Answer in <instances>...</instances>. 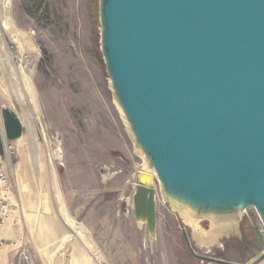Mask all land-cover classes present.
I'll return each mask as SVG.
<instances>
[{
  "label": "water",
  "instance_id": "1",
  "mask_svg": "<svg viewBox=\"0 0 264 264\" xmlns=\"http://www.w3.org/2000/svg\"><path fill=\"white\" fill-rule=\"evenodd\" d=\"M98 19L110 91L154 172L134 186L136 223L156 243L158 184L209 229L240 232L250 208L264 226V0H98ZM1 115L19 139L20 119Z\"/></svg>",
  "mask_w": 264,
  "mask_h": 264
},
{
  "label": "rangeland",
  "instance_id": "2",
  "mask_svg": "<svg viewBox=\"0 0 264 264\" xmlns=\"http://www.w3.org/2000/svg\"><path fill=\"white\" fill-rule=\"evenodd\" d=\"M0 19L1 122L7 109L26 123L23 135L12 142L2 129L4 148L6 142L12 148L8 172L16 213L10 237L0 244V264H20L21 252L43 264L54 258L51 251L65 245L60 225L136 223L134 186L148 165L110 91L100 52L98 0H0ZM48 143L62 160L50 159ZM19 147L26 150L24 157ZM19 179L31 190L24 191ZM156 188L157 241L150 240L154 255L176 254L184 264H194V253L264 264L263 225L254 208L243 219L242 243L231 236L220 245L200 247L158 184ZM201 226L207 230L210 223Z\"/></svg>",
  "mask_w": 264,
  "mask_h": 264
},
{
  "label": "crops",
  "instance_id": "3",
  "mask_svg": "<svg viewBox=\"0 0 264 264\" xmlns=\"http://www.w3.org/2000/svg\"><path fill=\"white\" fill-rule=\"evenodd\" d=\"M65 245L60 246L54 258L43 264H184L176 254L154 255V245L146 227L137 223H68L57 228ZM89 232V233H88ZM238 237V236H237ZM242 243L241 238H236ZM226 242V241H225ZM224 242V243H225ZM222 245V244H221ZM89 247V248H88ZM144 252V253H143ZM146 252V253H145ZM230 253H234L232 250ZM194 264H205L191 257ZM197 260H196V259ZM220 259V258H215ZM226 264H236L229 259H220ZM206 264H212L207 262Z\"/></svg>",
  "mask_w": 264,
  "mask_h": 264
},
{
  "label": "bare ground",
  "instance_id": "4",
  "mask_svg": "<svg viewBox=\"0 0 264 264\" xmlns=\"http://www.w3.org/2000/svg\"><path fill=\"white\" fill-rule=\"evenodd\" d=\"M1 22H2V19H0V28H1V25H2ZM3 27L8 28V24L7 23H4ZM4 55H6V54H4ZM116 109L118 110V112H119V114L121 116V119L124 122V119H123V116H122V112H121L120 108L117 105H116ZM43 122L44 121H40L39 123H41L42 129L44 131V135L47 136L46 129H45V125H44ZM21 123L23 125L26 124V123L24 124V122L22 120H21ZM6 147H7L6 149L8 151V158H9V161H10V152L9 151L12 148L10 147V144L8 142H6ZM19 149H20L19 150L20 153L23 154V155L22 154L21 155L24 157L26 150H24L21 147H19ZM46 149H48V152H49L48 156L50 157V159L53 157V158H55L57 160H62L60 153H54L52 151L51 144L48 143ZM137 152L140 153L138 150H137ZM141 156H142V154H141ZM10 165H12V164H10ZM142 173H145L147 175L154 176V172L151 171L150 169L146 168V167H145V172L144 171H140L139 176ZM139 176H138V178H139ZM18 178H19V176H18ZM19 183H20L19 185L21 186V188L24 191L31 190V188H29L30 185L27 182H25L24 179L23 180L19 179ZM146 183H149V178L146 181ZM28 195H29V193H28ZM130 202H131V200H130ZM179 214L181 215V218L183 219V221L185 222V224H187L192 229L193 234H194V239H195L196 243L200 247L210 248V247H213L215 245H220V241L223 238H228V237H231V236H238V235H240L239 228H238V226L236 224H230V225L218 226V227L213 226L211 229H207L206 230V229H204L201 226V223L199 221L194 220L187 212L183 211V212H179ZM11 223H12V221L9 220V222L3 228V231L1 233V238H9L10 237V233L12 232ZM8 226H9V230H8ZM8 231H9V235H8ZM17 245L18 244H14V245H12V247L15 248ZM12 247H10V248H12Z\"/></svg>",
  "mask_w": 264,
  "mask_h": 264
},
{
  "label": "built area",
  "instance_id": "5",
  "mask_svg": "<svg viewBox=\"0 0 264 264\" xmlns=\"http://www.w3.org/2000/svg\"><path fill=\"white\" fill-rule=\"evenodd\" d=\"M8 161V151L4 148L2 142V122L0 116V244L4 241V238H1L3 228L16 213L14 187L8 172ZM260 233H264V226L260 230ZM20 264H34V262L27 252H21Z\"/></svg>",
  "mask_w": 264,
  "mask_h": 264
}]
</instances>
